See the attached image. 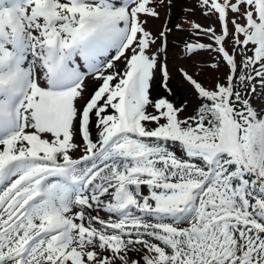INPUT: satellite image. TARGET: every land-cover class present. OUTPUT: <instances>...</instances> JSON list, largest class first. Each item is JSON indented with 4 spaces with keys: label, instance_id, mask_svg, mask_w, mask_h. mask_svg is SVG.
I'll list each match as a JSON object with an SVG mask.
<instances>
[{
    "label": "snow or ice",
    "instance_id": "1",
    "mask_svg": "<svg viewBox=\"0 0 264 264\" xmlns=\"http://www.w3.org/2000/svg\"><path fill=\"white\" fill-rule=\"evenodd\" d=\"M0 264H264V0H0Z\"/></svg>",
    "mask_w": 264,
    "mask_h": 264
}]
</instances>
